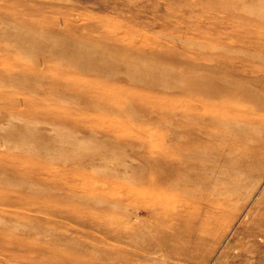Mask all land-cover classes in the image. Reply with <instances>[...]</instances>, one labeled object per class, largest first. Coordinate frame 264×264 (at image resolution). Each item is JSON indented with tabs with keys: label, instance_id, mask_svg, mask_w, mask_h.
I'll return each instance as SVG.
<instances>
[{
	"label": "rangeland",
	"instance_id": "rangeland-1",
	"mask_svg": "<svg viewBox=\"0 0 264 264\" xmlns=\"http://www.w3.org/2000/svg\"><path fill=\"white\" fill-rule=\"evenodd\" d=\"M231 102L259 155L210 149ZM258 230L264 0H0V264H264Z\"/></svg>",
	"mask_w": 264,
	"mask_h": 264
},
{
	"label": "bare ground",
	"instance_id": "bare-ground-1",
	"mask_svg": "<svg viewBox=\"0 0 264 264\" xmlns=\"http://www.w3.org/2000/svg\"><path fill=\"white\" fill-rule=\"evenodd\" d=\"M226 107H227V110H225L222 113H216L215 115H212L210 118V140H211L210 144L214 142L213 145H210V149H214L216 146L217 147L221 146L223 148L227 147L228 150L231 152H234L235 150L240 149V151L246 156L259 155L261 153L260 143L255 142L252 145H245L246 138L243 137V135L241 134L242 129L241 128L240 129L231 128V125H233L236 122H244V121L254 122L255 119L250 118L254 114L252 113L254 110L258 112V110L255 109L256 107L254 103L253 102H249V103L240 102V104L236 105L233 102H231L230 104H227ZM231 109L236 113V115L230 116L228 114V111ZM244 110H245V113H243ZM160 173L161 172H159V174ZM158 177L159 175L157 174L155 178H151L150 181L161 183V180H163V178L162 177L158 178ZM159 190L160 188H158L157 191ZM133 193H136L137 195H141V196L148 195V197H150V200L147 201L148 209H152L153 206H157V207L159 205L164 206L163 202L160 201V198L157 197L156 192L144 194V193H140L134 190ZM257 233L261 234L264 237V230H258Z\"/></svg>",
	"mask_w": 264,
	"mask_h": 264
}]
</instances>
